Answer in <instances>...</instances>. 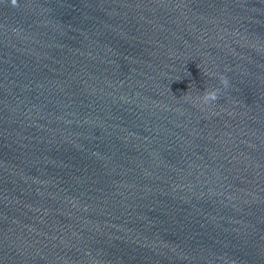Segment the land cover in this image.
<instances>
[{"label":"water","instance_id":"1","mask_svg":"<svg viewBox=\"0 0 264 264\" xmlns=\"http://www.w3.org/2000/svg\"><path fill=\"white\" fill-rule=\"evenodd\" d=\"M0 264H264V0H0Z\"/></svg>","mask_w":264,"mask_h":264},{"label":"clouds","instance_id":"2","mask_svg":"<svg viewBox=\"0 0 264 264\" xmlns=\"http://www.w3.org/2000/svg\"><path fill=\"white\" fill-rule=\"evenodd\" d=\"M219 80L223 86H225V87L228 86V79L226 76H224L223 74H220ZM219 92H220V88L210 87L208 90H206L203 93V95L200 97V99L205 104L211 103L217 99Z\"/></svg>","mask_w":264,"mask_h":264}]
</instances>
